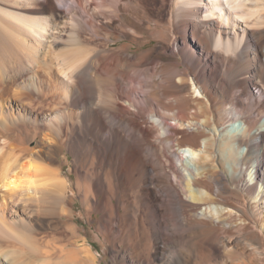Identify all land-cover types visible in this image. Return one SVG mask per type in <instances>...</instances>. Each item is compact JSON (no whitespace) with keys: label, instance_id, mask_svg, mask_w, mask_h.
<instances>
[{"label":"bare ground","instance_id":"6f19581e","mask_svg":"<svg viewBox=\"0 0 264 264\" xmlns=\"http://www.w3.org/2000/svg\"><path fill=\"white\" fill-rule=\"evenodd\" d=\"M48 1L49 6L31 7L28 16L19 13L12 16L25 25L34 38L43 44L49 42V46L65 40L66 34L54 31L69 19L72 26L76 22L75 29L78 26L91 33L87 38L88 46L95 44L94 38L99 36L100 30L111 35L115 33L117 39L122 35L132 42L140 40L141 47L147 41L140 35L148 32L153 38L154 34L158 35L155 33L158 27L168 28L173 37L171 42L161 41L158 46L139 52L128 41L118 48L106 47L103 52L95 50L93 45L89 49L79 46L57 54V64L67 77L62 78L63 89L58 97L68 108L64 115L61 114L58 128H38L43 137L41 147H22L20 154H15L6 152L5 148L12 144H9L11 139L18 142L24 139L11 133L14 130L7 131L0 118L3 198L18 192L21 197L33 198L47 191L49 196L54 195L55 202L57 200L60 213L68 216L65 208L67 200L71 199L66 195L68 175L62 173L63 165L55 167V160L45 152V149H52L58 153L68 147L74 156L77 180L82 184L83 204L91 206L90 215L95 210L102 214V234L105 242H110L107 247L114 264H197L204 251L214 255V252L244 242L242 232L247 227L246 219L226 206H219L220 202L228 206L238 203L245 212L252 209L251 229L263 233L264 124L251 120L249 110L238 109L233 100L236 90L250 95L264 118V0H173L171 4L169 0H72L66 4V9L60 8L55 0ZM77 8L82 17L73 15ZM97 12L106 20L99 22ZM151 22L155 23V28ZM75 29L67 34V40L73 45L84 41L80 30ZM62 31L67 32V29ZM11 41L8 34L0 31V47L10 48L16 63L26 62L23 49ZM167 51L172 58L164 62ZM179 56L181 59L177 58ZM28 57H32V51ZM34 61H37L35 55ZM46 63L50 70L54 69L51 62ZM51 73L40 70V81L51 77ZM189 75L193 76L195 89L200 87L201 94L197 96L205 100L200 102L201 110L206 109L202 122L187 113L176 96L170 98L176 94V82H186L185 76ZM2 76L0 73V96L8 86L4 85L6 81ZM29 79L34 85L35 78ZM122 80L139 87L129 86ZM102 83L112 84V98L96 96L94 90ZM25 87L29 86L25 84ZM34 94L29 91L27 96L32 98ZM58 97L55 94L42 97L38 101L39 109L63 112ZM20 111L22 114L18 118L27 128L22 115L31 111L25 106ZM236 120L244 125L239 133H232L229 126L234 127ZM243 146L246 151L239 155L236 150ZM188 154H193V158L202 155L201 167L189 166L185 158ZM92 155L96 161L87 160ZM216 157L231 162V175L220 170L222 168L215 163ZM252 171L255 181L249 184L244 177ZM209 182L216 187H211ZM231 183L242 199L228 195L221 201L220 193L229 191ZM260 183L262 186L258 189ZM246 196L252 200L248 202ZM204 219L210 221L204 222ZM238 220L244 223H237ZM202 232L214 233L211 242L201 249L186 251L188 242ZM110 234L113 238H109ZM251 245H246L244 257L219 264H264L261 261L263 251ZM81 252L87 258H95L91 257L94 254L89 248L84 247ZM21 253L12 252L10 261L37 264L32 255ZM39 260L38 264L44 263Z\"/></svg>","mask_w":264,"mask_h":264},{"label":"rangeland","instance_id":"374dc122","mask_svg":"<svg viewBox=\"0 0 264 264\" xmlns=\"http://www.w3.org/2000/svg\"><path fill=\"white\" fill-rule=\"evenodd\" d=\"M172 1L173 0H169V4H171ZM55 2L60 8L66 9L67 8L66 4L68 3L70 4L72 0H65V1L55 0ZM40 4L49 6L50 1L48 0H32V1L31 0H0V31L8 34V37L11 38L12 40L11 42H14L15 44H17V45L12 44L11 46L19 45V47L17 48L23 49V52L26 54L25 56L26 62L21 60L20 63H16L14 58H12L11 56L10 48L0 47V73L1 75L3 74L4 76V77L2 76V79L6 81L4 82L5 83L4 85L5 86L8 85L7 91L3 92V90L1 89L2 94L4 95L0 96L1 98V106H0V116L1 117L0 118L7 131L14 130V131H11V133H14L15 135H21L24 139L22 142L14 141L11 139L9 144L11 143L14 144V145L11 144L13 149L10 148L11 145H8L5 148L6 152L13 151L15 154H18V153L20 154V149H22V147L23 149H33V148L41 147L43 137L40 134L38 128L42 129L45 127H52L54 129H57L58 128L57 125L58 123H60L61 118L63 117L62 115H64L65 111H68V108L65 106L66 102L62 98H59L60 96L58 97V95L62 92V89H63L64 82L62 78H64L65 75L63 72H61L62 71L61 66L57 64L59 63L57 54L59 55L63 51L66 52V50L79 47V46L86 47V49H89L93 47V45H95V50L97 49L98 51L103 52L104 48L106 47L118 48L122 44L128 43V41L129 43L132 44V48L135 50L137 48L136 51L139 52V50L141 49L149 48L151 46H158L159 43H161V41L165 43L171 42L172 40L171 37H173L171 31L168 28L159 29L158 27L155 29L156 31L155 33L158 32V35L154 34L153 35L154 39L152 37L150 38L149 36L150 33L148 32L144 33L143 35H140L144 37L145 40L147 41L146 44L141 47L139 45L140 40L136 41L137 43L135 41L132 42L131 40L127 39L126 37L122 35L120 36L121 38L119 37L120 39L119 40L117 39L116 36H114L116 35L115 33L114 35H111V34H108L104 30H100L99 36L94 38L95 44L93 43L92 46H88L87 38L91 37V33L88 31V29L81 28V27L79 29L78 26L75 29L76 22H73L74 25L72 26L70 19H69L67 20V23L60 24L58 29H55L54 31L56 34H66L64 37L65 40H63V42L56 44L54 46L52 44L51 46H49L50 45L49 42L46 44H43L40 42V40H38L37 38H34V36L31 34V31L22 23H21L22 25L19 24L20 22L12 16V15H17L18 13H19L18 15L21 14L22 16L23 15L28 16L29 9L31 7H37ZM3 9H6L7 11L6 10L3 11ZM8 11L11 14H8L9 13ZM73 13H76L73 15L77 17H82L81 15L82 13L79 10V8H77ZM97 13H96V19H98L99 22L106 20L105 16L102 13L100 12H97ZM169 18H170V14L168 15L166 21H168ZM151 24H152V27L154 28L156 27L155 25H153L155 24L154 22H151ZM245 24L246 23L242 22V25L244 27H247V24L246 25ZM65 29H67V32L62 31ZM74 29L80 30L81 34L83 35L84 41H82L79 44L73 45L71 44L70 41L67 40V38H68V35L70 34L68 31L69 30L73 31ZM167 32L168 33L170 32V33L167 34ZM149 38L152 40H150ZM18 41H20L19 44H18ZM29 51H30V55L28 54ZM31 51H32V57H28V56H31ZM88 52L90 51L88 50ZM33 54L35 55L37 59L36 63L35 61L32 62L33 56H34ZM103 54H106V53L104 52ZM170 55H171L170 51H167L165 53V56L163 57L164 62L171 61L170 59L172 58V56ZM177 58L181 59L180 56ZM46 61L49 63L51 62L50 64L54 66L53 67L54 69L50 70ZM181 68H184V66H181ZM40 70H44L46 72L52 71L51 77L48 76L41 82L39 79ZM21 71H23L25 74L21 73L22 75H20ZM96 76L98 77V75ZM29 77L35 78L34 85H31V81ZM66 78L67 77H65V79ZM192 78L193 76L189 75V76H185L186 82H183V83L176 82V84L178 85V87L175 90L176 94L170 96V98H173L174 96H176L179 103L184 104L186 112L190 113L191 116L194 115L195 117L194 119L197 118L196 120H200L202 122V120L205 118L206 109L203 107L201 110L200 102L203 103L205 100L202 96H197L198 94H201L199 90L200 87L198 85L197 88L195 89L196 86L193 84ZM175 80H177V78H175ZM125 81L122 80L121 82H125ZM25 84L28 85L29 87L23 88V85ZM125 84L130 86V84L132 83L127 81L125 82ZM111 85L110 83L107 85L105 83L98 84L96 87V90H94L95 91L94 93H96V96H99L101 98L103 97H106L105 99L112 98V92H111L112 86ZM131 86L139 87V85H135L134 83ZM29 91H33L35 93L34 95H32V98L27 96ZM22 93L25 94L26 96H20V94ZM54 94L57 95L58 97L57 101H60L59 102L61 103L60 107L64 109L63 112L62 111L56 112L52 110H45V111L42 110L41 111L38 106V101L42 100V97H47L49 95L54 96ZM240 94L241 93L239 90H236L234 92V95L236 96V99L233 100L234 106L237 107L238 109L249 110L250 112L249 118L251 120L256 119L255 121L258 120L256 122L257 124H259L260 122L264 124V118H261L262 117L261 108H258L259 106L255 104L254 101L249 97L250 95H247V94L240 95ZM107 95L109 98L107 97ZM29 102L31 103L33 102V105L30 104ZM22 106H25L26 109L31 111L29 113H23L22 115L23 120L27 121V125H26L27 128H25V126L21 123V121L18 118V115L21 116L20 114H22V113L19 114V112H21L20 109L22 108ZM18 107L20 108L18 109ZM258 109L260 110L257 111ZM14 123L15 124L18 123L15 125L16 127L12 126V124ZM172 123H174V121H172ZM243 125L244 124L241 120H236L234 122V127L229 126V130L233 131L232 133H239ZM210 127L209 128L206 127L205 129L210 131L211 130ZM15 130H17L16 133L19 132V134H16ZM200 141H201V138H200ZM202 143L203 142H201V144ZM203 145L204 144L201 145L202 148L204 147ZM201 146L198 148H201ZM214 147L216 148V145H214ZM218 148L219 146H217V149ZM7 149H10V150L7 151ZM236 151L239 155H241L243 152L246 151V148L245 146H243ZM45 152L48 153V154L46 153V155L51 156V158L56 161V162L54 161L53 165H55V167L57 168L63 165L62 173L65 176L68 175L69 180H68V185H67L68 187H67L66 195L71 198L67 200L65 204V208L68 210V216L67 215L65 216V214L63 215L60 213V209H58L59 204L57 200L55 202L54 195L50 194L49 196V193H47V191H46L47 196L46 194L45 195L43 194L42 196V193L40 192L37 194L36 197H33V198L25 197L24 198L23 196L21 197V193L18 192L13 195H7L5 196V199H4L3 195L5 193V190L0 189V246H1L0 247V264H15V263H12L10 259H11V253L13 252L15 254L16 251L17 253L22 252L24 254L27 253L28 255H32L35 261H37L36 262L37 264H38L39 259H40L39 262H44V263L47 262L46 264H50V263L51 264H114V259L110 252V249L107 247V245H109L110 242H105V237L102 234L104 228L100 223L102 219L101 212L98 210H95L92 212V215H90V212L92 210L91 206L88 208V205L87 204L84 205L82 202V199L85 198V196L83 193L82 184L81 182L77 180V175L74 170L73 154L70 152L68 147H65L63 151H60L58 153H54L52 149L51 150L45 149ZM204 152H203L204 154L206 155L208 154L206 151ZM192 155L193 154H188L185 157L189 166H191L192 168L195 167L193 169L201 167V163L203 164V159L201 160L202 155H200L198 158L194 157L195 159L193 158ZM92 156H88L89 159L87 158L86 159L88 161L91 160L92 162L93 160H95L94 156L93 157ZM219 158L216 159L215 161L216 165L222 168L220 170H223V172H225L226 174L231 175L232 173L231 162L225 161V160L221 161V159ZM57 164L59 167L57 166ZM244 178H245V181H247L249 184H253L255 181L253 171L250 174H248L247 172ZM209 185L213 188L216 187V184L212 182H209ZM261 186L262 184L260 183L257 186V188L259 189ZM228 195L233 196V198L236 197L235 199H238L239 197H240L239 199H242L241 194L239 191H237L235 185H232L229 191L223 190L220 193L219 198L222 201V198ZM248 197L249 196L245 197L246 200L251 201L252 198H248ZM186 204L188 205L189 203L187 202ZM232 204L234 206L233 205L228 206V205H225L224 202L223 203L220 202L218 205L222 207L226 206L225 208L230 209L232 213L236 214L237 216L242 215V217L246 219L247 227L244 228L242 232V235L245 241L241 242L240 244L237 243L235 246L236 248L233 247L231 249H221L219 252L218 251L214 252V255L212 252H211L212 254L211 255V254H208L210 252L204 251L203 253H201V255H199L198 257L199 263L197 264H208V262L210 264L211 263L215 264L214 262L219 264V262L222 263L225 260L229 262L237 261L238 258L240 259L241 257L245 256L244 254L247 251L246 245L248 243L250 245L252 244L251 247L253 248L258 247L259 249L258 248L257 249L259 251L260 250L263 251L261 252L263 253L262 254L263 256L261 255V261L264 262V258H263L264 257V232L262 233L259 230L251 229V226H252L251 224L252 215L251 214L253 213L252 209H250L249 211L247 210L245 212L244 209H242V207L238 203L236 205L235 203L232 202ZM208 215L210 216L209 213ZM206 221L209 222L210 220L204 219V222ZM237 223H244V221L238 220ZM204 227L206 228L208 226H204ZM213 237H214V233L212 232L208 235L205 234L204 232L200 233L196 237V239L195 238L193 239L194 241L191 240L190 242H188L186 251H188L190 248H191L190 250L192 249L198 250V249L203 248V246H207V242H211V238ZM109 238H113V234H110ZM84 247L89 248L92 251L91 253L94 254L91 257H95L96 259L95 258L91 259V258H87L86 256H84L85 254L83 255V253L81 252L84 249ZM22 249H25L24 250L25 252L20 251ZM168 252H166L167 255L169 254ZM17 253L15 255H18ZM75 254L79 256L76 255L77 256L76 257ZM205 254L206 255L208 254L207 257H205L206 256ZM6 255H9V256L6 257ZM28 255L26 256L28 257ZM209 256L211 260L208 258ZM211 256L213 259L211 258ZM42 257H47V258H42ZM66 257H68V260ZM74 257L78 259L76 260L74 259ZM198 259H197V262H198Z\"/></svg>","mask_w":264,"mask_h":264}]
</instances>
